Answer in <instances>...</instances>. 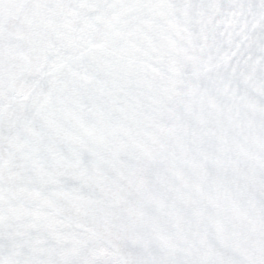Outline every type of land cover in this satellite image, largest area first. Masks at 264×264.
Wrapping results in <instances>:
<instances>
[{
    "label": "snow or ice",
    "instance_id": "snow-or-ice-1",
    "mask_svg": "<svg viewBox=\"0 0 264 264\" xmlns=\"http://www.w3.org/2000/svg\"><path fill=\"white\" fill-rule=\"evenodd\" d=\"M0 264H264V0H0Z\"/></svg>",
    "mask_w": 264,
    "mask_h": 264
}]
</instances>
